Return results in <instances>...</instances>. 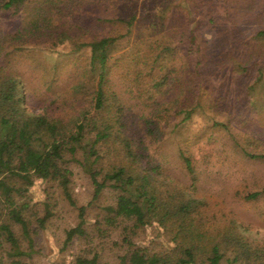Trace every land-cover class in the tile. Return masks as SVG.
Segmentation results:
<instances>
[{
  "label": "rangeland",
  "instance_id": "rangeland-1",
  "mask_svg": "<svg viewBox=\"0 0 264 264\" xmlns=\"http://www.w3.org/2000/svg\"><path fill=\"white\" fill-rule=\"evenodd\" d=\"M164 1L29 0L17 11L0 10V36L16 32L25 19L37 12L46 15L58 31L68 30L75 41L117 36L125 32L123 24L99 19L127 17L136 11L135 27L131 34L118 39L109 61L110 90L117 93L124 112L122 126H114L119 129L118 138L109 141V149L103 152L105 166L124 159L128 145L138 155V167H159L164 196L169 194L168 184L177 191L186 189L196 199L192 212L196 229L205 236L213 234L215 241L220 242L222 254L219 261L202 255L196 264H227L226 258L233 255V242L227 246L226 241H242L248 248L243 260L255 262L256 250L264 255V158L256 156L264 153V85L259 83L254 90H246V86L258 75L264 77V0L192 1V6L196 5L189 16L197 22L199 37L208 41L212 54L222 56L230 51L232 62L227 65L233 64V58L244 65L251 44L255 45L252 51L256 57L246 70L237 68L233 73L213 64L204 65L201 77L183 79L189 85L183 96H191L192 83L204 94L193 118L182 122V115L169 111L153 123L144 114L146 96L138 95L136 88L147 89L152 72L142 68L149 73L142 79H133L131 75L130 57L139 41L169 45L172 51L169 50L171 56L166 62L169 66L175 64L182 73L186 66L183 63L194 60L186 44L176 43L179 38L176 27L182 17L154 16ZM230 10H236L231 18L234 24L229 20ZM148 12L152 14L146 16ZM211 15L213 22L209 21ZM150 25H156L152 34ZM73 40L51 46L46 38L32 37L23 45L5 44L1 55L19 79V92L27 111L37 113L50 108L70 117L80 108L87 109L88 97H76L71 85L81 78L90 52L88 48L75 49ZM139 47L143 51L147 48ZM160 66L161 63L155 64L153 75L161 70ZM227 82L230 84L226 85ZM216 91L224 94L223 103L214 101L215 98L218 101ZM167 94L161 90L155 98ZM250 101L255 102L248 110ZM116 114L114 110L111 117ZM180 152L190 158L195 179L186 170ZM69 167L72 198L77 205H86L92 199L93 185L77 162L70 161ZM12 185L17 198L29 204L26 214L31 219L33 245L28 247L19 225L9 222L4 214L0 218V264H9L12 259L20 264H75L77 258L89 259L93 255H97L98 264H121L123 256L125 264H145L144 258L133 249L145 247L149 252H162L173 244L170 233L152 228L131 235L134 245L129 247L123 242L121 226L106 229L102 222L103 207L112 203L115 196L110 189L87 207L81 221L77 209L68 203L55 181L25 173L13 180ZM257 190L262 193L255 199L246 197ZM47 210L44 227H39L36 217H44ZM5 235L16 236L25 253L15 258L7 256L9 244Z\"/></svg>",
  "mask_w": 264,
  "mask_h": 264
},
{
  "label": "trees",
  "instance_id": "trees-1",
  "mask_svg": "<svg viewBox=\"0 0 264 264\" xmlns=\"http://www.w3.org/2000/svg\"><path fill=\"white\" fill-rule=\"evenodd\" d=\"M27 1L29 0H0V10L17 11ZM192 1L166 0L159 4L157 13L154 15L160 19L165 18L166 14H173V17L179 14L182 17V22L176 27V34L179 37L176 43L186 44L194 57L190 63H183L186 65L185 73L174 67L175 64L171 66L167 64L166 59L171 56V54L168 55L171 48L165 43L152 44L146 39H141L135 54L130 57L133 79H142L149 74L142 68H148V72H152L149 75L147 89H139L137 86L136 88L138 95L146 96L147 108L144 114L153 123L156 120L159 121L169 111L174 112L175 115H182V122L193 118L196 108L201 107L204 94L198 89L197 84L192 83L189 87L191 96H183L185 87L189 86L183 79L201 77L204 65L213 64L233 73L237 68L238 71L246 70L250 60L256 57L255 52L252 51L255 45L251 44H248V59L244 65L237 63L235 58L232 65H227L232 62L230 51H226L222 56L212 54L208 41L199 37L197 22L189 16L194 12V5H196L192 6ZM230 11L229 20L234 24L235 20L231 18L236 10ZM151 14L148 12L146 16ZM213 16L211 15L209 21L213 22ZM136 19V11L127 17L114 15L99 19L112 24H123L125 32L117 36L75 41L68 30L58 31L59 28L52 25L46 15L37 12L29 19H25L16 32L1 34L0 218L5 214L9 222L18 224L22 236L27 239L28 247H32L33 239L29 228L31 219L26 214L29 204L17 198L12 185L13 180L21 178L25 173H32L43 179L55 181L68 203L77 209L81 221L84 219L87 207L98 199L104 190H112L115 194L114 200L103 207L102 222L105 227L107 226L106 229L121 226L124 234L123 242L129 247L134 245L131 235L137 236L140 231L158 228L170 233V242L173 244L168 250L149 252L145 247L133 249L144 258L145 264H196L197 258L202 255L219 261L222 257L220 242L215 241L213 234L208 233L209 236H205V233L196 229L192 212L197 201L186 193V189L177 191L167 184L169 194L164 196L165 192L162 190L164 184L158 176L159 167L151 169L138 167L136 165L139 162L138 155L128 145L127 151H129L124 159L121 158L105 166L103 152L109 149L107 146L109 141L115 137L118 138L120 132L114 126H122L124 112L117 93L110 90L109 61L115 43L120 37L131 34ZM155 29L156 25H150L151 34L156 31ZM32 37L46 38L51 46L73 40L75 49L88 48L90 55L86 68L83 69L81 78L71 85L72 93L76 94V97H88L87 109L80 108L70 117L63 116L61 112H53L50 108L42 109L37 113L26 110L24 99L19 92V79L6 65L1 54L5 44L23 45ZM140 45L147 48L143 51ZM149 45L151 47H148ZM156 63H161V70L156 71L158 77L153 75ZM171 73L174 74L172 77L169 75ZM259 83L264 85V77L261 78L260 75L247 84L246 90H254ZM229 84V82L226 83V85ZM161 90L168 94L161 99L155 98V94ZM217 97L218 101L217 98L214 99L217 103L225 101L223 93H218ZM254 102H249L248 110L252 108ZM114 110H117V114L112 118ZM180 156L183 158L186 170L192 173L195 179L190 158L182 152ZM254 156L251 155V157ZM256 156L264 158V153ZM72 160L79 164L93 185L92 199L86 205H77L72 198L70 191L72 170L69 167ZM261 193L260 190L253 191L246 197L255 199ZM48 215V210L42 218L35 215L39 227H44ZM162 232L158 231V234ZM5 239L9 244V250H5L7 256L15 258L25 253L21 250L16 236L5 235ZM226 242L227 246L233 242V255L230 256L231 258H226L227 264H264V255L259 253V250L255 253L257 261L251 263L248 259L243 260L248 248L242 241ZM125 260L126 257L123 256L121 264H125ZM9 264H20V262L12 259ZM75 264H98L97 255L89 259L77 258Z\"/></svg>",
  "mask_w": 264,
  "mask_h": 264
}]
</instances>
